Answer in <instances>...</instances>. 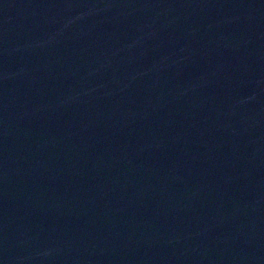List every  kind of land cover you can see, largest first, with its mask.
I'll use <instances>...</instances> for the list:
<instances>
[{"label": "water", "instance_id": "obj_1", "mask_svg": "<svg viewBox=\"0 0 264 264\" xmlns=\"http://www.w3.org/2000/svg\"><path fill=\"white\" fill-rule=\"evenodd\" d=\"M0 264H264V0H0Z\"/></svg>", "mask_w": 264, "mask_h": 264}]
</instances>
